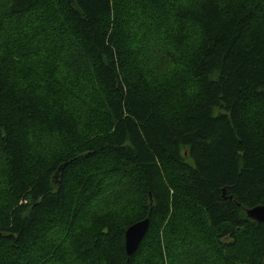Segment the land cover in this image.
<instances>
[{"label":"trees","instance_id":"trees-1","mask_svg":"<svg viewBox=\"0 0 264 264\" xmlns=\"http://www.w3.org/2000/svg\"><path fill=\"white\" fill-rule=\"evenodd\" d=\"M0 155V264H264V0H0Z\"/></svg>","mask_w":264,"mask_h":264},{"label":"water","instance_id":"water-1","mask_svg":"<svg viewBox=\"0 0 264 264\" xmlns=\"http://www.w3.org/2000/svg\"><path fill=\"white\" fill-rule=\"evenodd\" d=\"M247 213L249 217L257 221L264 222V204L257 205L255 207L248 209ZM149 227H150V218L146 217L142 220L133 223L127 228L125 232V239H126V250L129 256L133 255V253L137 250L139 244L146 235Z\"/></svg>","mask_w":264,"mask_h":264},{"label":"rangeland","instance_id":"rangeland-1","mask_svg":"<svg viewBox=\"0 0 264 264\" xmlns=\"http://www.w3.org/2000/svg\"><path fill=\"white\" fill-rule=\"evenodd\" d=\"M2 8V6H1ZM151 48L154 47V43L150 46ZM162 47V46H161ZM155 55L152 57L154 58ZM158 70H163L165 68V62L157 63L156 64ZM36 139L39 141L37 142L38 151L42 152V154H45L47 151L52 152L58 145H59V138L52 135H43V136H36ZM36 148V147H35ZM0 162H1V155H0ZM114 189L119 188L118 186H114ZM128 197V198H127ZM3 200V195L1 194V188H0V201ZM132 201L135 202V197L133 196H126V198L123 199L121 197L118 199L115 203H113L111 206L115 205H121V204H133Z\"/></svg>","mask_w":264,"mask_h":264}]
</instances>
